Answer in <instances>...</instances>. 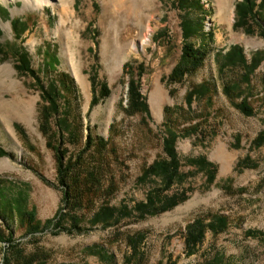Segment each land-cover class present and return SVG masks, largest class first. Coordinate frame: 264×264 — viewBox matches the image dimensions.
<instances>
[{"label":"rangeland","instance_id":"rangeland-1","mask_svg":"<svg viewBox=\"0 0 264 264\" xmlns=\"http://www.w3.org/2000/svg\"><path fill=\"white\" fill-rule=\"evenodd\" d=\"M241 1L142 0L134 9L129 0H70L73 12L62 14L0 0V179L9 180L0 183V233L22 249L0 240V264H203L216 251L227 264H264V0L242 23ZM187 44L202 63L173 76ZM21 48L34 74L21 67ZM132 79L143 110L127 109ZM170 133L180 162L172 182L146 172L168 158ZM54 147L84 183L63 220L70 228L74 213L80 229L26 233L2 200L23 193L41 222L63 206ZM150 193L159 200L145 210ZM217 217L221 231L209 227ZM197 218L202 237L188 243Z\"/></svg>","mask_w":264,"mask_h":264},{"label":"trees","instance_id":"trees-1","mask_svg":"<svg viewBox=\"0 0 264 264\" xmlns=\"http://www.w3.org/2000/svg\"><path fill=\"white\" fill-rule=\"evenodd\" d=\"M201 6V5H200ZM238 6V14H239V21L242 23L245 21V18L250 17L252 12L254 13L258 12V9H256L258 4L254 0H242ZM260 5L259 7H261ZM258 7V8H259ZM199 27L195 29L197 30ZM188 33V31H186ZM2 34V29L0 28V35ZM0 45L2 43L0 42ZM14 47V45H11ZM15 48V47H14ZM233 51H236L241 56L242 54V48L240 45L235 44ZM17 56L19 58V61L21 63V67L25 69L26 71H29L30 73L34 74V71L32 69H29V67L26 64V59L28 58L27 53L23 50V48L20 49V51L17 50ZM203 55L201 52L198 51L197 48H194L191 45H186L183 50V60L176 65L175 69L173 70V76L178 74V76L184 75L187 71L193 70L196 67H198L202 63ZM178 77V78H179ZM129 92H130V99L128 100V106L127 109L130 111H136L139 109L145 108V101L140 99V91L138 90L137 81L135 79H132L129 83ZM101 93L103 95H107L110 93V90L108 86L103 85L101 89ZM189 98V97H188ZM242 109L250 113L249 109H246L242 107ZM264 133L260 135V140H263ZM175 141L176 136L175 133H170L168 138H165L164 141V147L165 151L167 153L168 158H162L161 160H157L154 163H152L149 167H147L146 172L147 174L154 175L156 177H161L163 180L172 182L176 179L177 176H179V167L180 162L177 157V152L175 149ZM105 141H101V145L105 146ZM57 151V154L59 156L57 160V181L58 184L62 186L63 195L61 198V203H63V206L58 207L56 212L53 214V216L46 218L44 222H41L36 217V211L35 208L28 209L26 204V198L23 193H19L18 197L13 198L12 200H8L7 197H4L2 202L4 204L10 203L13 205V209L17 216L19 217L20 222L26 224V233H36L41 227L48 226L52 231L53 230H63V231H69L73 229H80L79 227V217L76 216L74 213L72 218V224L70 228L65 227L63 225V220L66 217V215H70V211H68L67 207L72 202H76L78 199V194L83 192V180L79 179L78 177L71 178L69 176V166H65L63 163L65 153L60 147H54ZM4 150L0 148V153H3ZM207 164V162H203ZM3 181H9L8 179H2ZM2 180L0 179V183H2ZM0 190L1 187H0ZM86 192V191H85ZM159 197L156 195L152 196V193L149 194L147 202L142 203L141 205L145 209L147 206L153 204L154 202H158ZM157 204V203H156ZM176 204V200L172 201V204H163L160 205L159 209H166L169 208V206ZM67 209V210H65ZM64 210V211H63ZM146 210V209H145ZM11 218V215H9L8 219L6 217H2L3 225L6 223L5 220H9ZM226 226V219L223 217H217L213 221L209 223V227L215 231H221ZM7 229H11V225L5 226ZM6 230V229H5ZM204 230V224L203 220L201 218L195 219L193 223H191L188 226V236L187 241L196 243L199 241L200 237H202ZM0 240L7 241L12 243V248H14V251L16 253H20L22 249L14 244V239L12 237L11 233H7V236H4L0 233ZM95 252L100 253L105 260L111 261L110 256L107 254L106 251H100V249H97L95 247H91ZM3 258H5V261L8 262L10 260V257L5 255V251L3 253ZM227 259L225 255L219 251H216L214 255L208 259L205 260L203 264H227ZM21 264H45L44 260L37 261L36 258L31 259H25L23 263Z\"/></svg>","mask_w":264,"mask_h":264},{"label":"bare ground","instance_id":"bare-ground-1","mask_svg":"<svg viewBox=\"0 0 264 264\" xmlns=\"http://www.w3.org/2000/svg\"><path fill=\"white\" fill-rule=\"evenodd\" d=\"M59 1L60 0H28V2L33 4V6H42V5H48V4L50 5L51 4L55 7H60L62 14H68V13L71 14L73 12L70 0H66L65 3L61 2V1L59 3ZM141 1L142 0H129V4L132 8L137 9L139 7V5L141 4ZM224 17L226 18V16H224ZM135 49H136V43L132 42L128 48V50H129L128 52L131 53ZM162 99H163V91L161 89H157L154 93L151 94V101L153 102V105L155 107H159L161 105ZM6 139H10V142L12 141V139L9 138V136H6ZM222 157L227 162L226 154L225 155L222 154L221 158ZM191 204H192V201L187 205V207H189Z\"/></svg>","mask_w":264,"mask_h":264}]
</instances>
